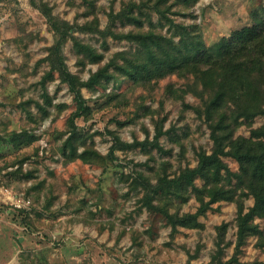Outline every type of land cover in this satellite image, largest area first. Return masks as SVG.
Instances as JSON below:
<instances>
[{"label":"rangeland","instance_id":"374dc122","mask_svg":"<svg viewBox=\"0 0 264 264\" xmlns=\"http://www.w3.org/2000/svg\"><path fill=\"white\" fill-rule=\"evenodd\" d=\"M126 1L0 0V187L31 200L27 208L19 209L0 199V264H219L233 257L237 260L231 264H264V249L258 246L257 236L236 249L235 201L213 204L199 217L203 229L180 228L172 236L164 216L142 205V186L132 189L138 172L152 183L158 180L156 173L174 178L196 167L199 151H212L211 134L217 121L196 111L203 108L208 94L194 76L171 73L149 86H138L119 74L108 84L82 87L93 112L77 123L84 130L82 138L92 160L68 159L69 148L65 152L63 144L70 134L68 118L75 103L68 85L56 71H50L45 59L58 35L41 4L49 3L52 14L71 25H83L96 16L97 29L104 30L110 25L111 9L120 11ZM162 1L161 8L170 6L165 16L200 33L207 46L264 20V0H197L190 7L176 0ZM148 11L156 31L173 33L165 18L153 9ZM114 27L146 31L150 23L145 22L140 30L117 20ZM72 33L104 55L100 62L81 65L73 38L63 44L61 52L70 71L83 81L115 54L137 49L130 39L103 36L95 29ZM45 74L53 104L50 114L43 117L36 102H43L40 80ZM171 87L186 92L172 95L168 93ZM114 94L119 99L109 101ZM59 104L66 106L59 109ZM263 123L264 116L258 115L252 128ZM159 127L164 131L159 137L162 150L151 145L118 147L115 157L109 156L115 141L112 132L123 142L153 141ZM14 131H26L35 140L14 143L9 137ZM250 133L251 126L244 124L235 135L249 137ZM217 134L223 137L221 131ZM82 138L77 142L79 152L85 148ZM224 160L232 171H238L236 159L225 156ZM195 183L202 186L203 180L196 178ZM188 193L181 213L195 212L199 206L196 196ZM253 204L254 198L248 197L246 210ZM224 222L229 227L225 242L219 245L217 227ZM255 222L264 228V219L257 217ZM216 253L219 260L212 261Z\"/></svg>","mask_w":264,"mask_h":264},{"label":"trees","instance_id":"16d2710c","mask_svg":"<svg viewBox=\"0 0 264 264\" xmlns=\"http://www.w3.org/2000/svg\"><path fill=\"white\" fill-rule=\"evenodd\" d=\"M197 0H176L186 7L192 6ZM162 0H129L123 2L120 11L109 12L108 25L104 30L97 29L99 19L86 21L83 25H71L52 14L49 3L41 4V11L46 16L50 26L58 35V40L45 57L50 63V71H56L62 82L66 83L73 94L75 109L68 118L70 134L64 141V151H68V159H81L89 162L91 159L90 148L86 146L82 135L84 130L78 125L80 118L88 119L92 116V107L82 95V87L94 88L96 85L108 84L124 75L135 85L149 86L153 80L157 81L168 74L175 73L179 76H194L201 84L202 90L208 94L203 108L197 107L200 116L212 120L216 118L211 139L213 148L210 153L201 150L197 153L196 167H190L185 173H180L174 178L156 173L158 180L152 181L143 172L136 173L133 182L136 189L142 186L144 195L142 205L150 212L162 214L166 224L171 227L172 236L180 228L203 229L204 223L199 219L201 215L212 208L213 204L220 201H235L238 212L235 218L237 226L236 249H240L251 236H257V244L264 249V228L261 229L255 219H264V123L252 128L253 120L258 115L264 116V20L251 26H244L234 30L229 37H222L212 46H207L201 34L190 29L182 23H175L173 19L165 16L166 9L161 8ZM92 5V2H90ZM149 7V8H148ZM92 8V7H91ZM157 11L161 18L167 20L173 33L164 34L155 30L152 14L148 9ZM92 9L86 13L91 14ZM117 20L135 25L143 29L144 23L149 22L150 28L146 31H120L114 27ZM161 22V21H160ZM95 29L103 36H112L118 39H130L136 45L135 52L124 51L115 54L108 63L92 73L88 80L83 81L70 71L66 59L61 52L63 44L72 37L76 47L78 62L85 65L86 61L100 62L104 55L92 45L82 42L73 36V30L88 31ZM179 37L178 40L175 38ZM112 68V69H111ZM48 75H43L40 80L43 89V102L36 105L43 117L50 114L49 107L53 104V97L46 89ZM177 92L185 93V89L168 88V93L175 95ZM119 94H114L109 101L119 99ZM66 105L59 104L62 109ZM251 126L249 137L238 135L236 130L241 125ZM222 133L220 137L217 132ZM164 133L158 128L153 141L135 140L133 143L123 142L114 132V144L109 156L115 157V150L119 147L132 148L152 146L162 150L159 137ZM14 143L31 144L35 137L26 131H14L9 136ZM82 138L81 145L85 148L79 152L77 142ZM225 156L233 157L239 163L238 171L230 169ZM159 174V175H158ZM130 177V176H129ZM196 178L203 180L202 186L195 183ZM191 191L199 202L195 212L181 213V207L188 202ZM252 196L253 206L246 210L245 200ZM176 200L178 201L176 203ZM175 210L172 211L171 208ZM229 223L224 222L217 227L218 243L225 242ZM221 250H219V253ZM216 253L212 261L219 260ZM236 257L219 264H231Z\"/></svg>","mask_w":264,"mask_h":264},{"label":"built area","instance_id":"2783aa9c","mask_svg":"<svg viewBox=\"0 0 264 264\" xmlns=\"http://www.w3.org/2000/svg\"><path fill=\"white\" fill-rule=\"evenodd\" d=\"M0 199L5 204L14 206L16 208H27L31 204V200L27 198L23 193L14 192L7 187H0Z\"/></svg>","mask_w":264,"mask_h":264}]
</instances>
